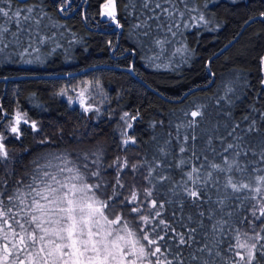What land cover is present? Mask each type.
Segmentation results:
<instances>
[{"label": "snow or ice", "instance_id": "6c2138e0", "mask_svg": "<svg viewBox=\"0 0 264 264\" xmlns=\"http://www.w3.org/2000/svg\"><path fill=\"white\" fill-rule=\"evenodd\" d=\"M69 2L61 0V13ZM188 3L129 0L126 10L136 17L131 27L140 30L138 35L149 36L154 29L175 35L177 20L186 13L210 23L203 13L191 17L199 9ZM0 4V17L5 18L0 23V53L25 39L31 47L47 13L36 4ZM101 15L123 27L117 0H106ZM155 44L163 52L165 40L156 39ZM260 63L264 73V57ZM243 76L225 80L215 103L231 105L239 99ZM259 83L264 86V76ZM91 87L89 81L83 87L62 88L57 95L67 96L69 103L78 101L85 112L98 113L99 108L87 102ZM69 91L76 93L75 99ZM207 108L198 103L184 111L175 135L168 133L162 143L153 137L150 158L136 153L139 158L130 161L118 155L106 163L101 146L84 153L77 165L66 154L52 151L33 159L23 175L13 167L4 132L20 140L22 124L33 133L41 128L17 109L0 131V264H264V111L253 106L260 119L245 114L240 122L229 111L224 115L231 122H221L208 120ZM136 119L128 112L121 117L122 152L137 145L127 132ZM39 143L51 141L45 137ZM108 169L113 170L111 179ZM129 173L131 180L126 181Z\"/></svg>", "mask_w": 264, "mask_h": 264}, {"label": "trees", "instance_id": "16d2710c", "mask_svg": "<svg viewBox=\"0 0 264 264\" xmlns=\"http://www.w3.org/2000/svg\"><path fill=\"white\" fill-rule=\"evenodd\" d=\"M14 2L18 7L36 4L47 13L31 47L25 39L0 53V131L17 109L41 128L33 133L22 124L20 140L4 132L13 167L20 175L30 170L33 159L52 151L66 154L77 165L83 163L84 153L101 146L106 163L118 155H127L130 161L139 158L136 153H148L150 158L155 143L152 138L162 143L168 133L175 135L174 126L184 119L182 113L198 103L208 105V120L221 122H231L224 115L229 111L236 122L245 114L259 120L260 112L252 111L253 106L264 111V86L259 83L264 76L260 71L264 0H189V8L199 9L190 16L198 18L203 13L210 23L190 19L186 13L177 20L180 27L173 28L175 35L154 29L149 36L132 29L136 17L131 9L126 10L129 0H117V19L123 27L101 17L106 0H70L63 13L59 11L61 0ZM180 7L183 9V4ZM4 19L0 17V23ZM15 27L12 24V30ZM156 39L165 40L163 52ZM240 73L244 74L240 98L231 105L224 101L216 104L225 80ZM89 81L95 87L98 82L107 97V107L103 110L101 105L98 113L85 112L79 104L56 95L62 88L84 86ZM207 86L182 98L192 89ZM125 112L137 116L127 129L137 145L122 152L125 125L120 115ZM206 126L207 121L202 124ZM45 137L51 143L40 144ZM112 173L108 169L109 179ZM124 179L130 181L131 173Z\"/></svg>", "mask_w": 264, "mask_h": 264}, {"label": "rangeland", "instance_id": "374dc122", "mask_svg": "<svg viewBox=\"0 0 264 264\" xmlns=\"http://www.w3.org/2000/svg\"><path fill=\"white\" fill-rule=\"evenodd\" d=\"M102 10H103V6H102ZM101 17L103 19H107L109 21V23H111L113 25H116L115 23H113L112 21H110L107 17H104L102 15H101ZM79 87H83V86L82 85H79ZM90 93H91V99H88L87 102L90 103V104H92L95 108H98L101 105H103V108L102 109L104 110L105 106L107 105V97H106L105 93L102 91V89L99 86L98 87L97 86L95 87V86L92 85V87L90 88ZM56 95H57V93H56ZM68 95L73 96L74 99L76 97V93L71 92V91H69ZM57 96L58 97H61V98H64V99H67V96H63V97L62 96H59V95H57ZM74 104H79V102L77 101ZM122 116H123V113L120 115V118ZM121 121H122L123 125H125V122L123 120H121ZM132 122L133 121H131V123Z\"/></svg>", "mask_w": 264, "mask_h": 264}, {"label": "water", "instance_id": "95a60500", "mask_svg": "<svg viewBox=\"0 0 264 264\" xmlns=\"http://www.w3.org/2000/svg\"><path fill=\"white\" fill-rule=\"evenodd\" d=\"M231 44H232V43H231ZM231 44H229V45H227L225 48H223V49L220 51V53H222L224 50H226ZM220 53H218V54H220ZM218 54H217V55H218ZM89 70H90V69H89ZM85 71H87V70H85ZM85 71H82V72H79V73H76V74H71V75H69V76H72V75H79V74H81V73H83V72H85ZM57 77H59V76H57ZM60 77H61V76H60ZM209 86H210V85H209ZM209 86L192 89V90L188 91V92H187L182 98H185L186 96H188L190 93H192V92H194V91L201 90V89H206V88H208Z\"/></svg>", "mask_w": 264, "mask_h": 264}]
</instances>
